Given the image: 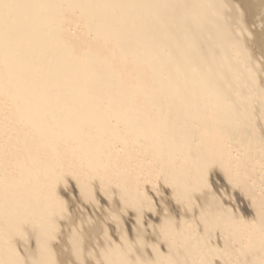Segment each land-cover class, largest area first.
I'll return each mask as SVG.
<instances>
[{
	"label": "bare ground",
	"instance_id": "obj_1",
	"mask_svg": "<svg viewBox=\"0 0 264 264\" xmlns=\"http://www.w3.org/2000/svg\"><path fill=\"white\" fill-rule=\"evenodd\" d=\"M0 264H264V0H0Z\"/></svg>",
	"mask_w": 264,
	"mask_h": 264
},
{
	"label": "rangeland",
	"instance_id": "obj_2",
	"mask_svg": "<svg viewBox=\"0 0 264 264\" xmlns=\"http://www.w3.org/2000/svg\"><path fill=\"white\" fill-rule=\"evenodd\" d=\"M258 1H261V0H252L253 3H256V2H258ZM258 25H259L258 23H254L252 26H253V27H256V28L258 29V28H259ZM253 27H252V28H253Z\"/></svg>",
	"mask_w": 264,
	"mask_h": 264
}]
</instances>
